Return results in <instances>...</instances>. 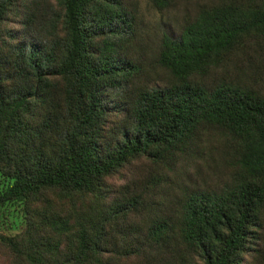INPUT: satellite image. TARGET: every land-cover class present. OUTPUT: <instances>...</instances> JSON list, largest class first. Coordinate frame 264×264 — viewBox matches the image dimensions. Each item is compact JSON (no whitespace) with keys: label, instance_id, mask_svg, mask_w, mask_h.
<instances>
[{"label":"trees","instance_id":"16d2710c","mask_svg":"<svg viewBox=\"0 0 264 264\" xmlns=\"http://www.w3.org/2000/svg\"><path fill=\"white\" fill-rule=\"evenodd\" d=\"M145 2L0 0V264H264V0Z\"/></svg>","mask_w":264,"mask_h":264},{"label":"rangeland","instance_id":"374dc122","mask_svg":"<svg viewBox=\"0 0 264 264\" xmlns=\"http://www.w3.org/2000/svg\"><path fill=\"white\" fill-rule=\"evenodd\" d=\"M140 4L145 20L152 25L157 21L158 16L150 9H147L145 0H141ZM7 209H9V207L5 208V210H0V232H15L19 229L21 224L20 214L14 211L12 207H10L9 211H7Z\"/></svg>","mask_w":264,"mask_h":264}]
</instances>
